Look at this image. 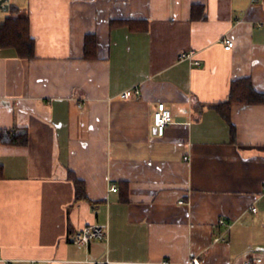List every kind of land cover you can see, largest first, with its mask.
Listing matches in <instances>:
<instances>
[{
    "label": "crops",
    "instance_id": "crops-1",
    "mask_svg": "<svg viewBox=\"0 0 264 264\" xmlns=\"http://www.w3.org/2000/svg\"><path fill=\"white\" fill-rule=\"evenodd\" d=\"M8 4L0 135L27 141L0 136V264H241L264 255V102L235 103L229 118L221 105L235 80L264 94V0ZM12 7L30 19L31 59L1 45ZM92 34L97 58L87 59ZM127 90L139 94L123 99ZM160 103L173 115L163 137ZM96 225L107 226L106 239L74 243Z\"/></svg>",
    "mask_w": 264,
    "mask_h": 264
},
{
    "label": "trees",
    "instance_id": "trees-1",
    "mask_svg": "<svg viewBox=\"0 0 264 264\" xmlns=\"http://www.w3.org/2000/svg\"><path fill=\"white\" fill-rule=\"evenodd\" d=\"M11 12L14 14L9 16L1 26V45L3 47H14L17 49L19 56L24 59H31L35 56V40L31 37L30 19L29 17L20 15V9L12 7ZM115 23V22H113ZM142 22H133V29L145 30L146 25ZM85 54L87 59L97 58V39L95 35H87L85 40ZM264 102V94L255 90L252 80L249 78L235 80L231 86L230 97L228 101L221 104L229 118L231 107L236 103L256 104ZM6 143L25 144L26 136L23 134L13 136V134L2 133L0 135ZM0 176H2V168L0 167ZM77 188V199H86L84 191V183L71 175Z\"/></svg>",
    "mask_w": 264,
    "mask_h": 264
},
{
    "label": "built area",
    "instance_id": "built-area-1",
    "mask_svg": "<svg viewBox=\"0 0 264 264\" xmlns=\"http://www.w3.org/2000/svg\"><path fill=\"white\" fill-rule=\"evenodd\" d=\"M224 47L226 50L230 51L235 47V42L230 38H225L223 40ZM186 59L193 60L194 53H187L183 56ZM196 65H201L200 62H194ZM139 94L138 90H127L121 94L123 99H130L135 95ZM173 122V115L171 111L167 108L165 103H160L154 114V126L156 132L159 136L163 137L166 133L167 127ZM112 192H118V186H112ZM253 212H257V208L252 209ZM107 238V226L106 225H96L88 226L84 228L76 237L74 243L77 245H89L93 240L106 239ZM1 252V248H0ZM108 261H97L95 264H107ZM34 264V263H33ZM163 264H173L171 262H164ZM188 264H201L199 259L193 258ZM241 264H264V255H255L247 258Z\"/></svg>",
    "mask_w": 264,
    "mask_h": 264
},
{
    "label": "water",
    "instance_id": "water-1",
    "mask_svg": "<svg viewBox=\"0 0 264 264\" xmlns=\"http://www.w3.org/2000/svg\"><path fill=\"white\" fill-rule=\"evenodd\" d=\"M8 1H9V0H1V2H0V6H1V8H2L3 10H6V11L10 10V7H9V4H8Z\"/></svg>",
    "mask_w": 264,
    "mask_h": 264
}]
</instances>
